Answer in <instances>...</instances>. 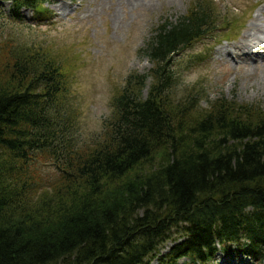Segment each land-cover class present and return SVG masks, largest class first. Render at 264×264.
I'll use <instances>...</instances> for the list:
<instances>
[{
  "label": "trees",
  "instance_id": "obj_1",
  "mask_svg": "<svg viewBox=\"0 0 264 264\" xmlns=\"http://www.w3.org/2000/svg\"><path fill=\"white\" fill-rule=\"evenodd\" d=\"M9 1L46 12V0ZM213 24L205 0L158 24L143 49L152 67L127 76L89 142L68 66L3 39L0 264H150L173 229L183 239L159 264L206 263L232 245L264 262V109L223 95L201 109L195 88L173 96L172 55Z\"/></svg>",
  "mask_w": 264,
  "mask_h": 264
},
{
  "label": "rangeland",
  "instance_id": "obj_2",
  "mask_svg": "<svg viewBox=\"0 0 264 264\" xmlns=\"http://www.w3.org/2000/svg\"><path fill=\"white\" fill-rule=\"evenodd\" d=\"M193 1L46 0V12L39 15L29 8L16 14L11 1L0 0V43L3 39H13L16 45L28 43L31 50H47L68 66L71 84L66 96L76 112L80 139L89 142L112 120V100L127 76L148 72L152 67L143 49L155 27L186 14ZM205 1L210 3L214 27L187 49L172 55L178 80L173 96L178 99L186 89L195 88L200 91L196 106L201 109L220 95L264 109L262 56L242 60L237 54L225 55L244 35L253 32V25L264 26V0ZM250 48L264 54L258 43H252ZM142 92L147 95L148 87ZM46 170L58 173L51 166ZM173 231L150 264H159V257L165 259L171 248L182 241L184 235ZM186 262L190 264L186 257L177 260L179 264ZM202 264L264 262L250 259L232 245L228 252L218 250Z\"/></svg>",
  "mask_w": 264,
  "mask_h": 264
},
{
  "label": "bare ground",
  "instance_id": "obj_3",
  "mask_svg": "<svg viewBox=\"0 0 264 264\" xmlns=\"http://www.w3.org/2000/svg\"><path fill=\"white\" fill-rule=\"evenodd\" d=\"M149 2H152V0H148ZM254 29L251 30L253 32H248L246 35H244L242 41L233 46L232 50H226L225 55L233 56L234 54H237L238 58L250 59L253 57V60H256L254 58H258V56H262L264 59V54L257 50H251V44L252 43H258L259 46L262 47V50H264V26H255L253 25ZM246 61V60H245Z\"/></svg>",
  "mask_w": 264,
  "mask_h": 264
}]
</instances>
